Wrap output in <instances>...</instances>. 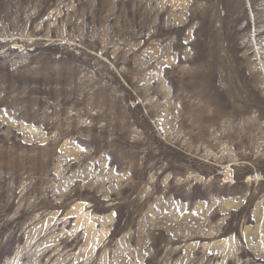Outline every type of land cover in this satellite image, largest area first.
<instances>
[{
  "label": "rangeland",
  "instance_id": "obj_1",
  "mask_svg": "<svg viewBox=\"0 0 264 264\" xmlns=\"http://www.w3.org/2000/svg\"><path fill=\"white\" fill-rule=\"evenodd\" d=\"M0 264H264V0H0Z\"/></svg>",
  "mask_w": 264,
  "mask_h": 264
}]
</instances>
